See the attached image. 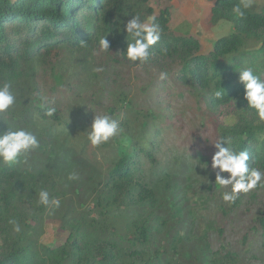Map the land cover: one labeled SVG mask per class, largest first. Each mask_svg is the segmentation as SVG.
Instances as JSON below:
<instances>
[{"label": "rangeland", "instance_id": "1", "mask_svg": "<svg viewBox=\"0 0 264 264\" xmlns=\"http://www.w3.org/2000/svg\"><path fill=\"white\" fill-rule=\"evenodd\" d=\"M213 3L214 0H151L149 5L152 15L168 8L170 29L195 36L201 43L200 53L206 54L217 38L234 30L228 19L214 23L207 19ZM263 7L264 0H254L249 11ZM101 64L105 71L93 73L92 68ZM162 72L167 73L164 79L160 77ZM7 79L13 81L18 103L1 116L0 131H6L7 123L14 120L36 133L40 147L26 164L21 163L25 172L33 176L35 189L46 188L53 198L54 194L60 198L64 192L74 208L79 202L82 208H95L93 189L99 188L106 170L125 155L135 154L141 177L154 191L159 208L177 210L179 220L185 221V236L184 231L171 232L178 258L169 264H264V242L251 230L256 215L264 214V188L241 193L231 205L224 203L215 190L213 142L218 139L224 115L233 107H213L199 90L177 81L166 65H137L115 53L97 54L94 46L57 50L45 61L23 63ZM51 100L58 108L60 122L26 118L23 114L29 105ZM95 112L108 113L119 120L125 130L123 139L92 147L85 130ZM142 134L157 144L154 161L136 153L135 147L126 146ZM204 163L208 166L203 167ZM72 171L80 179L69 181L67 176ZM67 202L62 201L58 209L49 208L41 216L39 248L58 247L71 240L70 230L64 229L59 220L60 214L68 210ZM116 208L113 205L112 212ZM114 213L118 215L120 209ZM118 220L124 223L118 232L126 235L131 219L125 216ZM18 222L23 232V222ZM160 230L163 241L169 242V227ZM203 236L208 241L202 240ZM227 250L237 254L230 263L222 261ZM152 255L151 250H143L142 258L126 256L121 264H142ZM162 263L166 264V255Z\"/></svg>", "mask_w": 264, "mask_h": 264}, {"label": "trees", "instance_id": "2", "mask_svg": "<svg viewBox=\"0 0 264 264\" xmlns=\"http://www.w3.org/2000/svg\"><path fill=\"white\" fill-rule=\"evenodd\" d=\"M150 1L0 0V81L14 74L23 63L45 61L57 50L97 48L101 35L109 41L108 52L125 59L123 22L134 13H140L142 19L151 16ZM237 3L239 0H214L207 19L211 23L228 19L234 30L217 38L206 54L200 53L201 43L195 36L170 29L169 9L164 8L155 15L163 33L161 41L152 47L149 62L166 65L177 81L199 90L213 107H233L223 117L218 138L227 137L232 147L248 151L249 165L264 170V123H258L254 111L247 108L243 86L238 80V69L243 66L264 74V7L259 11L247 10L243 17H237L232 12V6ZM161 49H166V53ZM217 90L223 91L222 98L214 95ZM47 107L56 105L31 104L23 114L26 118L60 122L58 108L49 117L45 115ZM229 115L236 118L232 127L224 125ZM130 143L126 146L135 147L136 153L155 160L157 144L154 140H147L142 134ZM127 155L110 166L99 188L93 189L95 208H82L80 202L74 208L68 194L62 192L60 198L54 194L61 202L68 201V210L60 214L59 220L72 234L68 243L58 247L39 248L37 244L41 216L49 210L36 206L35 192L41 188L33 187V176H29L21 164L0 165V264H121L126 256L142 258L143 250H151L153 255L142 264H163L165 255L166 264L178 258L174 253L177 252L175 235L173 237L171 232L184 231L185 236V221L179 220L177 210L159 208L154 191L141 177L139 159L135 154ZM50 185L52 189L53 184ZM49 193L53 198L50 190ZM113 205L117 208L112 212ZM119 209L120 213L115 215ZM125 216L131 219L126 235L118 232L124 224H119L118 219ZM9 218L23 222V232L14 233L7 223ZM255 219L251 230L264 242V214L256 215ZM161 227H169V242L163 241ZM93 233H97L96 236ZM202 240L208 241L206 236ZM222 257L223 262L230 263L237 254L227 250Z\"/></svg>", "mask_w": 264, "mask_h": 264}, {"label": "clouds", "instance_id": "3", "mask_svg": "<svg viewBox=\"0 0 264 264\" xmlns=\"http://www.w3.org/2000/svg\"><path fill=\"white\" fill-rule=\"evenodd\" d=\"M254 0H239L232 6V12L237 17H243L247 10L253 7ZM123 31L126 32V48L123 55L126 60L137 65H146L152 55V47L157 45L162 38L163 29L156 22V16L151 15L142 19L140 13H134L131 18L123 22ZM109 41L101 35L97 43V54L109 51ZM166 53V49H161ZM238 80L243 86V98L247 108L255 113L258 123H264V74H258L249 66L239 69ZM104 66L96 65L93 73H103ZM167 73L160 74L164 79ZM214 95L222 98L223 91L217 90ZM55 103L54 100L48 101ZM17 92L13 81L5 79L0 81V114H8L17 105ZM56 107H47L45 115L51 117L56 113ZM236 123L235 116L229 115L224 119V125L232 127ZM6 131H0V165L9 167L27 163L30 155L40 147L36 133L30 127L15 124L14 120L8 122ZM124 128L119 120L108 113L95 112L90 125L86 128V140L94 148L115 143L117 138L123 139ZM232 141L224 136L213 142L216 151L211 157V168L215 171V190L219 192L220 199L228 204H234L240 194H247L254 189L264 188V170L249 165L250 155L246 150H237L231 146ZM204 163L203 167H207ZM227 173V175H224ZM67 179L75 181L80 179L77 172L68 173ZM36 206H43L52 211L58 209L61 201L51 198L46 188L35 192ZM51 214V213H50ZM7 223L12 226V231L19 234L21 225L15 218H9Z\"/></svg>", "mask_w": 264, "mask_h": 264}]
</instances>
